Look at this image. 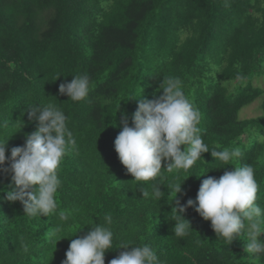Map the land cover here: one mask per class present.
<instances>
[{
  "label": "trees",
  "instance_id": "16d2710c",
  "mask_svg": "<svg viewBox=\"0 0 264 264\" xmlns=\"http://www.w3.org/2000/svg\"><path fill=\"white\" fill-rule=\"evenodd\" d=\"M80 74L90 79L89 95L79 102L60 95L59 85ZM166 77L179 78L199 110L209 150L238 148L241 155L228 166L204 153L188 172L144 182L149 192L152 183L160 186L161 198L154 200L143 198L114 141L124 114L132 126L137 98L161 95ZM261 77L264 0H0V140L8 139L6 155L37 129L28 116L35 104L60 108L75 139L58 168L55 196L68 219L29 217L21 202L0 199V264H62L71 240L97 224L111 228L114 245L148 244L159 264H264V254L246 253L243 232L229 245L211 221L187 207L183 215L193 230L176 237L171 214L173 185L183 183L177 198L186 206L204 179L246 164L254 168L256 203L264 209V87L254 83ZM260 99L262 113L241 119ZM13 186L11 173L0 171V197ZM121 251H108L105 264Z\"/></svg>",
  "mask_w": 264,
  "mask_h": 264
},
{
  "label": "clouds",
  "instance_id": "9594fccd",
  "mask_svg": "<svg viewBox=\"0 0 264 264\" xmlns=\"http://www.w3.org/2000/svg\"><path fill=\"white\" fill-rule=\"evenodd\" d=\"M160 89L162 94L154 99L141 98L143 94L137 98L138 107L131 116L132 126L125 113L122 130L114 141L120 162L134 177L143 198L154 200L161 198L160 186L152 183L149 192L145 190L144 182H154L164 172H188L204 153L211 152L216 163L228 166L241 155L238 148L209 150L199 127L201 114L186 97L179 78H163ZM89 91L90 79L85 74L73 75L71 82L59 85V94L67 95L73 102L84 100ZM29 109V119L38 125L34 132L25 134L24 145L12 147L9 158L6 155L8 139L0 140V171L10 172L14 184L10 190H3L6 195L0 199L21 202L29 217L56 214L61 221H66L68 215L58 211L55 199L61 185L58 168L69 148L75 145V139L67 126V116L54 104H35ZM9 160L10 167H3ZM182 184L172 186L175 193L171 210L175 222L172 231L176 237H184L193 230L183 215L187 207H193L205 221H211L218 239L230 245L243 232L247 238L246 253L264 254V241L260 239L264 234L261 227L264 209L256 203L259 186L251 165L235 166L218 179L212 176L204 179L195 200L188 199L186 206L177 198L182 192ZM105 219L110 225L111 217ZM114 247L124 251L109 264H159L156 252L148 244L114 245L113 231L102 224L92 227L86 235L72 239L62 264H105L106 253Z\"/></svg>",
  "mask_w": 264,
  "mask_h": 264
},
{
  "label": "rangeland",
  "instance_id": "374dc122",
  "mask_svg": "<svg viewBox=\"0 0 264 264\" xmlns=\"http://www.w3.org/2000/svg\"><path fill=\"white\" fill-rule=\"evenodd\" d=\"M254 83L255 85L264 87V77L254 80ZM262 103L263 100L260 99L257 100L252 105L245 108L240 114L241 119L251 118L260 115L262 113V109H261Z\"/></svg>",
  "mask_w": 264,
  "mask_h": 264
}]
</instances>
